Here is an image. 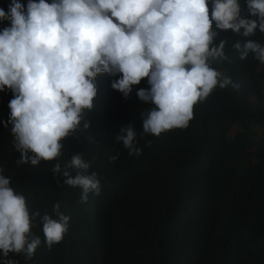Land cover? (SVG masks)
<instances>
[{"label":"trees","instance_id":"1","mask_svg":"<svg viewBox=\"0 0 264 264\" xmlns=\"http://www.w3.org/2000/svg\"><path fill=\"white\" fill-rule=\"evenodd\" d=\"M10 3L0 0V8L7 13ZM240 4L247 17L245 0ZM9 26V20H0V30ZM213 29L214 44L226 39V59L210 66L222 61L239 87L218 84L194 105L187 127L159 136L144 133L142 121L154 105L140 101L136 91L149 87L147 79L133 85L125 99L111 87L119 73L94 78L93 107L83 110L81 124L60 141V155L53 160L17 164L11 125L0 123V174L24 195L30 214L56 218L53 206L59 203V211L70 217L63 239L51 249L37 218L30 229L41 239L35 254L25 260L9 253V259L17 264H264V135L254 146L250 132L251 122L264 131V113L251 103L253 96L264 97V62L251 52L242 60L234 48L243 39L264 46V33L243 38L214 24ZM12 98L10 89L0 91V121L8 120ZM234 124L240 129L229 139ZM129 125L137 133L139 156L129 155L115 139ZM75 154L90 164L88 174L97 173L101 185L99 195L89 192L86 203L80 202L81 188L52 172Z\"/></svg>","mask_w":264,"mask_h":264},{"label":"clouds","instance_id":"2","mask_svg":"<svg viewBox=\"0 0 264 264\" xmlns=\"http://www.w3.org/2000/svg\"><path fill=\"white\" fill-rule=\"evenodd\" d=\"M245 7L247 17L240 0H27L26 7L11 0L7 13L0 8V20L10 21L0 30V91L10 89L13 98L8 120L0 123L11 125L20 153L17 164L37 165L60 155V141L81 124L83 110L93 107L94 78L100 73L120 74L111 87L125 99L133 85L147 79L149 87L136 91L140 101L154 105L142 121L144 133L159 136L187 127L195 104L218 84H233L210 66L226 59V39L213 43L218 35L213 24L243 38L257 30L264 33V0H245ZM234 48L242 60L251 52L264 62V46L255 40L237 41ZM136 135L129 125L115 139L129 155L139 156ZM89 167L75 154L63 168L56 163L52 172L81 188L80 202L86 203L89 192L99 195L101 189ZM53 213L56 218L47 212L30 214L24 195L0 174V264H17L9 253L32 258L41 244L30 233L37 218L44 244L51 249L59 243L70 217L59 211V203Z\"/></svg>","mask_w":264,"mask_h":264},{"label":"rangeland","instance_id":"3","mask_svg":"<svg viewBox=\"0 0 264 264\" xmlns=\"http://www.w3.org/2000/svg\"><path fill=\"white\" fill-rule=\"evenodd\" d=\"M24 3H25V7H26V4H27V0H23ZM217 71H220L221 73H223V76H227V72H226V69L225 67L223 66V63L222 61H218L217 62V66L215 68ZM223 76L221 77V79H223ZM261 87L263 88V94H264V80L262 81L261 83ZM251 103L254 105V107L256 109H258L259 113L258 114H261V113H264V97L263 99H260L259 101L253 96L251 97ZM251 134L252 135V140H253V144L254 146H256L259 141H260V136L264 135V131H263V128L262 126H260L259 123H255L253 124V122H251ZM240 129V126L239 124H234L229 135H228V138H232V136L234 135L235 132H237L238 130ZM253 150V149H252ZM245 165H246V162L244 161L242 164H241V167L239 168V171L240 173L243 172L244 168H245Z\"/></svg>","mask_w":264,"mask_h":264}]
</instances>
